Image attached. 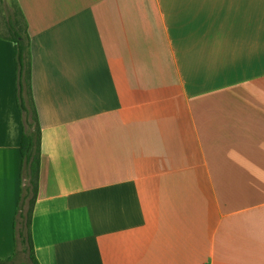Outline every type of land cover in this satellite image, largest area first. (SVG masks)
<instances>
[{
	"label": "crops",
	"instance_id": "obj_1",
	"mask_svg": "<svg viewBox=\"0 0 264 264\" xmlns=\"http://www.w3.org/2000/svg\"><path fill=\"white\" fill-rule=\"evenodd\" d=\"M13 1L41 129L39 264H264V0ZM16 96L0 35V259Z\"/></svg>",
	"mask_w": 264,
	"mask_h": 264
},
{
	"label": "trees",
	"instance_id": "obj_2",
	"mask_svg": "<svg viewBox=\"0 0 264 264\" xmlns=\"http://www.w3.org/2000/svg\"><path fill=\"white\" fill-rule=\"evenodd\" d=\"M12 4L2 7L1 19L5 31L1 37L14 44L16 97L22 119L21 188L13 223L14 251L11 257L0 259V264H39L34 251L31 225L39 181L41 129L32 96V63L27 22L16 1Z\"/></svg>",
	"mask_w": 264,
	"mask_h": 264
},
{
	"label": "rangeland",
	"instance_id": "obj_3",
	"mask_svg": "<svg viewBox=\"0 0 264 264\" xmlns=\"http://www.w3.org/2000/svg\"><path fill=\"white\" fill-rule=\"evenodd\" d=\"M6 2H8L11 6L13 5V0H5ZM1 4H2V0H0ZM1 4H0V35L4 33V25H3V22H2V19H1V10H2V7L4 8V6L2 5L1 7Z\"/></svg>",
	"mask_w": 264,
	"mask_h": 264
}]
</instances>
